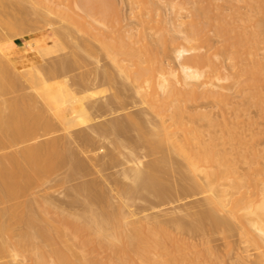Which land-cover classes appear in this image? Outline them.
Segmentation results:
<instances>
[{"label":"bare ground","instance_id":"obj_1","mask_svg":"<svg viewBox=\"0 0 264 264\" xmlns=\"http://www.w3.org/2000/svg\"><path fill=\"white\" fill-rule=\"evenodd\" d=\"M2 1L3 0H0L2 6H4L5 5L4 3L7 4V2L9 0L7 2L3 1L4 3H2ZM16 1L18 2V0H14V2H16ZM27 1L25 0L26 3H28ZM41 1L44 2L43 0H41ZM49 1L51 2V4H55L54 2L57 0H55V1L53 0V3L51 0H49ZM70 1H71V3L67 1L68 2V4H67V3H64L65 1L59 0V2H56L55 5L58 4L57 6H59L61 3V5H63V6H59V7L60 8L64 7L66 9L65 10L66 12H67V9L69 11L71 8L72 9L70 10V12L72 10H75L76 12L78 11L77 14L72 13V15H74V18H76L75 17V15H76L78 17L77 19H79V20L82 19L83 22H86L87 24L90 22V21L87 22V20H88L87 18L90 16H91L90 20L92 18L91 11H98V10H94L95 6L97 7V5H98V7L101 8V9L100 8L99 9L102 12L104 10V13H105V11H110V10L112 11V8H114L113 13L116 12L118 14V16H120V18L122 16V12H123L122 11L123 6H122L120 0L119 1L118 0H70ZM143 1L147 3V6H146V3H144V6L146 7V8L144 7V9H147L146 13H148V15L150 17V19H148L146 21L150 20V22H156V20L154 19L155 17H153V16H155L157 12L155 13L154 9L157 8V10H158L159 7L157 5H156L157 7L154 6L155 1L154 2H152L151 0H146V1L143 0ZM22 2H24V1H22ZM45 2H47V1H45ZM45 2H44V4H45ZM156 2L160 3L159 1H156ZM246 2L251 3L252 6L256 8L255 9L256 12L258 10V16L262 15L261 11L262 12L264 11V0H248ZM11 3H10V5H12ZM63 3L66 5H69V3H70V4H72V6L69 5L71 7L70 8L69 6H66V5L64 6ZM96 3H97V5H95ZM175 3H176L175 1L170 2L171 7L172 6L174 7V5L177 6L178 3L177 4H175ZM184 3H182V4H184ZM15 4H19V3H15ZM199 4H201V3H196V4L194 3L195 6L192 5L194 8H192V6H191V8L194 10V13H193L194 18L192 17V21H190L191 23L190 24L188 23L190 35H188V36L186 35L184 39H186V41H188V42H191V41L196 39L197 35L203 34L204 31L206 33L208 31L212 30V27H213V29L216 30L215 31L216 34L221 38L220 40L223 41V43H222L223 46L222 47L220 46L219 50L220 51L222 50L221 52H224V50L226 51L228 49L229 53L231 54V60L234 61L236 64H240L242 66V75L244 77L241 79L240 85L245 86L242 88L246 89V88H249L250 86H251V88L252 87L256 88L255 86H252L253 83H256L257 81L264 80V63L261 60L249 58L251 55H253V46L251 48V46H250L251 44H250L248 47V42H250L251 39L252 40L255 39L254 43H256V41H258L256 39H258L260 37L259 36L257 37V35H259L257 32H263L264 31L263 23H261L259 26L258 24L256 25L253 22L254 20H257L258 18L257 19L253 18L254 20L251 19L252 17H255V16H253L254 14L251 15L254 11V10L252 11V9H251L252 13L250 12L251 13L250 15L249 14L246 15L245 19L248 17V19H246V20H247V22H250L249 17L251 16L250 19L253 20L252 22L255 24L254 25L255 30H253V32H251L252 33L251 36H248V34H251V33L247 34L246 32H248V31L237 32V31H239L238 29H244L245 30L247 27L245 28V27L237 26V28H238L237 29L236 25L234 27V24H232L230 22V20L226 21L228 19H232V17L230 18L229 16H227L228 17L227 19L223 18L225 20H222V16H221L220 20H218V18H217V21H219L218 23H216L214 21H213L214 22L213 23L212 21H210V20H213V18L211 19L210 16H208L210 13L209 6H207L208 8L206 7L208 10H205L206 8L204 7L205 9L204 8L202 9L201 7H203V6H200ZM10 5H8V6L10 7ZM23 5H24V3H23ZM45 5H47L46 7H49L48 6L49 4H45ZM158 5L161 6L160 4H158ZM19 6H20V4H19ZM25 6L28 7L27 5H25ZM36 6H37V4H36ZM153 6H154V8H152ZM181 6H183V5H181ZM181 6H180V8H182ZM253 7H251V8H253ZM32 8H34V6ZM51 8H52L51 9V11H52L53 7H51ZM8 10L9 9H7V11ZM15 10H16V8H15ZM21 10H20V12H21ZM35 10H37V7ZM157 10H155V11H157ZM24 11H26V10H24ZM24 11L22 10V12H24ZM30 11H32V9H30L29 12ZM65 11H63V12H65ZM150 11H152L154 13H152ZM10 12H11V10H10ZM22 12L20 14H22ZM58 12L59 11H57L56 13H53V14H57ZM1 13H0V20H1L0 24L2 23V21L6 22V20H3V18L5 16L3 17ZM25 13H27V12H25ZM259 13H261V14H259ZM12 14H16V13H12ZM31 14H32V12H31ZM33 14L35 15L34 12H33ZM36 14H38V13H36ZM43 14L41 13V15H43ZM45 14H46V12H45ZM62 14L63 13H61V15ZM95 14H97V13H95ZM95 14H93V15H95ZM66 15H68V14H66ZM102 15H106V14H101V16ZM48 16H50V15H48ZM107 16H109V13L107 14ZM263 16H262V18H263ZM31 17H33V16H31ZM35 17H33L34 20H35ZM65 17L67 18V16H65ZM68 17H70V15ZM11 18H12V16H11ZM11 18L7 19L8 24H5L3 22L4 26L2 25L3 23L0 26L1 27L6 26L7 28L9 26V28L11 27V30L13 31V33L14 32L17 33L15 30L20 29L17 27H21V28L23 27V24H22L23 21L22 22H18V21L13 22ZM13 18H15V17H13ZM20 18H23V17H20ZM42 18H43V16H42ZM46 18H48V17H46ZM100 18H102V17H100ZM5 19H6V17H5ZM67 19H69V18H67ZM117 19L119 20V18H117ZM9 20H11L13 23L11 21L9 22ZM16 20H18V19H16ZM21 20H23V19H21ZM30 20H31V18H29V21ZM79 20H78V23H77V20H75V21H76V24H79L81 26L82 22L80 21V23H79ZM112 20H113V18H112ZM112 20L111 21L109 20V21L112 22ZM121 20H122V18H121ZM214 20H215V18H214ZM25 21H26V19H25ZM42 21H44V20H42ZM68 21L69 20H67V22ZM70 21H72L71 18H70ZM115 21H117V20H115ZM233 21H234V19H233ZM106 22H108L107 19H106ZM91 23H93L95 25V23H97V22L94 23L92 21ZM116 23H117V25H119L118 22H116ZM27 24H28V22H27ZM72 24H74V23H72ZM72 24L70 23L71 27H72ZM101 24L103 26V23H101ZM101 24H99L98 26H100ZM148 24H149V22H148ZM208 24L211 25V26L209 25L211 27L210 30L206 29ZM94 25H92L93 28H94ZM113 25H114V23H113ZM117 25H115V27L119 29L121 25H119V27H117ZM165 25L167 26L168 24H165ZM261 25H263V26H261ZM29 26H33V25H29ZM80 26L79 27L76 26V28L78 29V28H80ZM98 26L95 27V28H97L96 30H98ZM106 26H107V23H106ZM62 27H64V26H62ZM74 27H75V25H74ZM87 27H89V26H87ZM112 27L115 30V27L114 26H112ZM112 27H111V29H112ZM27 28H28V26H27ZM76 28H71L70 31L74 32L75 30L72 31V29H76ZM83 28H84V26H83ZM90 28L91 29H89V31L92 30V32H94L95 28L94 29L92 27H90ZM103 28L104 27H102V29ZM109 28H110V26H109ZM122 28L123 27L121 26L120 29H122ZM99 29H100V27H99ZM102 29L98 30L99 32L98 31L97 32L100 33V31H102ZM120 29L116 30V31L119 32ZM236 29H237V31H236ZM261 29H263V31H261ZM6 30L9 31V29H6ZM67 30H68V28H67ZM84 30L86 31V29H83V31ZM104 30H106V28ZM29 31H30V29L28 30V33H29ZM52 31L54 32V30H52ZM78 31H79V29H78ZM21 32H22V30H21ZM103 32H105V31H103ZM103 32L100 33V34H102L101 36L104 35ZM106 32H105V34H106ZM112 32H110L109 35ZM115 32L113 34H115ZM120 32H121V36L120 35L117 36L118 38L120 37V39L122 40V42H120V39H119L120 43L117 42V43H119L118 44L119 46L117 44H115L116 42H114V43L112 42V46H115V45L118 46V47L116 46L118 50L115 49V51L117 50L118 52L115 53V55L113 54L114 50L112 51L110 49L111 48V43H110L111 41L110 40H108V41H110L109 42L110 48L107 47L108 41L106 43H104L106 41L104 37H102V39H104V40H102L103 43H100V42L99 43L101 44V46H103V44L107 45L105 47V49L109 48V51L114 55V56L113 55H111V56L115 57L117 54L118 57L117 58L115 57V59H116V62H118L120 64V68L118 67L119 68L118 70H121V72L124 74V75L123 74L122 75L125 76V79L127 78V80L129 79L132 83L138 84L139 89H141L138 91L139 93H142L145 96V98H150L149 96L153 97V95L155 96L153 98H157V101L160 102V104L156 105V107H155V108H157V110L155 109L157 111L156 113H158V115H160L162 117V119L165 118L166 116H168L169 119L167 122H169V120H170V123L167 124V122L165 121L166 119H164V120L159 122L160 123L159 127H158V124L157 125L155 124L154 127H152V129L150 128L151 130H155V131L152 132L151 130L149 131V129H148V131H146L145 130V127H147L146 123L149 121H147V122L143 121V123H142L141 122L142 120H140L142 118L136 117V116H141V115H135V114L130 113L129 114L130 116L125 117V119H124L125 122H123V120H122L121 122H123V123L120 122L119 124H114V121H113V124H111L112 123L111 122L110 125L109 124L106 125V123H102V124L100 123L101 125L97 126V130L99 133L101 132V134H102L101 136L109 137L110 135L113 136L115 134L114 138L116 137V139L113 142H114V146L116 145L118 148L123 143H126V142H122L121 140H119L118 133L121 130L125 131V128H132V129H130L131 131L136 130L137 131V137L135 138L134 145H137V146L143 145L147 149L149 156L150 157L154 156L153 157L154 159L153 160L151 159V161H149V163H147L146 166H143V168H141V167L144 164L141 165L140 164L141 161L139 163H137V161H135V165L127 168V170L125 169L123 171V175L125 176V179L127 178L130 181V182H128L129 184L128 183L126 184L124 182H123L124 183L123 184L120 181V179L115 178V180L113 181V184L115 185L114 190H118L117 192L119 194V198L118 197L117 198L120 201L119 207H117L118 206L117 204L119 202L115 203V200L114 199L112 200L111 199L112 197L110 198L108 196V194H110V192L107 193L106 191H108L109 188L106 190L104 188L106 186L105 183L104 182L101 183L102 181L100 182L98 180V184H93V182L92 183L91 182L90 183L85 182L86 184H81L78 187L77 186L75 187L76 188L75 189L76 195L74 193V195H75V197H74L75 201L74 202L79 201L80 199L81 200L83 199L82 201L84 202V204L86 206L85 207L86 210L82 214H78L76 212H75L76 214L74 212L65 213V210H63L64 208L63 209L60 208L62 210H52L54 203L52 202L53 205H51L49 202L51 200H49V201L44 200L43 202H39V199H37L38 203L34 199V202L33 201L19 202V203L14 204V205H8L3 210H0V260L7 255L8 257H13V258H15L17 256H22L23 261L24 262L27 261L26 263H23V264H186L187 262H190L189 252L193 248V245H192V243L189 242V240L186 238V236L188 235V232H191V230L193 231V230L198 229V227L200 228L201 225L203 224V222L205 221V218L203 216L199 215V212L201 209H198L197 211H194V210L186 211V213L184 215H181L180 217L178 216V217H174V218H169L167 220H165V219L161 220L162 217L158 218V219H149V220H147L146 217H145L146 220L140 219V218H134L136 216L135 215L136 213H134V210L133 211L128 210V212L126 213V209H125L126 206H129V205L125 204L126 202H128V201L125 202V200H129V201L130 200H136L141 196H153V197L157 198L158 200H160L161 198L164 199L165 198L164 197L165 196L164 190H166V189L168 190L169 186L171 187L169 182L172 181V180L169 181V178H168V180H166L167 178H165V177L171 176V175L173 176V174H172L173 172L177 173L179 176V178L177 180L179 182L177 184L178 185L180 184L179 187L185 183V181H184L185 176H189L191 178L190 183H188L189 189L199 188L202 186V181L205 182L207 184L209 194L206 197L207 198V204L204 207V210H208L209 213H212L211 215L213 217L212 218L213 221L216 223L215 225H222L223 224V221H221L218 217H216V215L225 214V216L229 222H234L235 224L239 225L240 231H241V236L247 242H250L255 247H257L258 250L261 252V254L264 256V171L262 169L258 168V165H256L258 163L257 162L258 159L252 158V157L258 156L259 154H257V155L255 154L256 156H252V157L250 156L252 159H254V160L256 159V161H252L253 163L256 162L255 163L256 168L253 167V169H248L249 171L247 173L240 174L236 168L237 162L235 159V154L231 150H229L227 147H228V145H231L232 148L237 151L238 157L242 158L249 165V163H250L249 155L250 154H247L242 148L243 146L247 145V140L245 139V137L241 133L231 131L229 122L224 121L222 124H220V122L218 123L217 120L213 119V117H212L213 115L212 114H211L212 116L210 115L211 112H209V113H205V112H201V111L200 112H198V111L194 112V110H193V112H191V111H189V108L186 107L183 102H181L180 99L182 96L185 95L184 94L185 91L182 88L176 87L177 85L173 82L175 75L172 74V72H169V70L165 68V66H164V64L160 58L161 51L158 50V49H160V47H161L160 44H162V42H163V45L164 44L168 45V42L165 40H166V38H168L167 34H168V32L170 33V28L169 29L166 27L160 28V30L158 31V34L156 32V36L154 35V37H153V35L152 36L146 35L147 38H143V40L146 41V43H144L143 49L142 48L135 49L136 48L134 46L135 42L133 43L132 42L133 40L131 41L130 38H129L130 41L125 39V38H127V35H124L125 31L123 29ZM1 33H0V37L3 36V34H1ZM84 33L86 34V32H84ZM94 33H96V32H94ZM98 33H97V37L98 36L100 37V35H98ZM19 34H23V32L18 33L17 35H19ZM89 34H87V35H89ZM8 35L9 34L1 37L2 41L8 42L11 38L10 36H9L10 37L9 38ZM17 35L15 34L14 36H17ZM63 35L65 36L66 33ZM11 36H13V34ZM59 36H60V34H59ZM91 36H95V35H91ZM112 36H110V37H112ZM124 36H125V38H124ZM61 37H62V34H61ZM97 37H95V39ZM117 37H115V38L117 39ZM171 37H172V35H171ZM58 38L61 39L60 37H58ZM65 38L63 37V39H65ZM106 38H108V37H106ZM115 38L113 40L117 41V40H115ZM261 38H262V36H261ZM248 39H250V40H248ZM98 40H101V39L99 38ZM252 40H251V42H253ZM65 41H67V39H65ZM160 41H161V43H160ZM129 42H132L133 44L129 43ZM86 43H83V44H86ZM65 44H66V42H65ZM72 44H74V43H72ZM76 44H78V43H76ZM113 44H115V45H113ZM130 44L133 46H131ZM33 45L34 44L29 43L28 47H33ZM68 45H70V43ZM167 45L165 46L166 51L169 50ZM246 45H247V47H246ZM74 46H72V47H74ZM79 46H78V49L80 50ZM88 46L90 47V44ZM140 47H142V46H140ZM244 47L246 50L243 49ZM17 48H18V45L16 42H8L7 44L0 46V72L8 69L9 66H10L9 69L12 68L11 65H9L7 68V65L10 64V62H12L11 59L15 55V51L17 50ZM75 48L77 49V47H75ZM163 48H164V46H163ZM66 49H68V48H66ZM71 49L70 50L68 49V50L71 51ZM78 49H77V51H78ZM107 49H106V51H107ZM72 50H74V49H72ZM81 50H83V49H81ZM81 50H80V52H81ZM137 50H140L142 52L137 51ZM186 51L187 50L179 51L178 56H180V57L183 56ZM86 52H84V53H86ZM242 52L244 53L242 55L243 56L245 55L246 58L241 56ZM41 53L42 52L40 51L39 55H42ZM106 54H107V52H106ZM164 54H165V52H164ZM166 54H167V52H166ZM20 56H22V55H20ZM77 56H79V55H77ZM17 57H18V59L20 58L19 56H17ZM17 57H15V58H17ZM70 57H71V55H70ZM109 57H110V53H109ZM113 57H111V58H113ZM241 57H243V58H241ZM17 60H14V61H17ZM50 60H52V59H50ZM56 60H57V58H56ZM59 61H61L60 58H59ZM67 61L71 62L72 59L70 61L69 60H67ZM67 61H65V62H67ZM125 61H128L129 63L126 62L125 64H127V65H124L122 62H125ZM186 61L185 62L188 64H185L186 66L183 67V69H184L183 71L185 72V75H184L185 79H195V80H202V81H201L200 85H197V83H194V82L184 83L183 85L186 87L185 89L194 88V87H203V88L208 87L210 82L214 78V74H212V73L216 72V67H217L216 66L217 62L215 61L214 54L211 53L210 51L204 52L201 54H195V55L193 54L191 56L186 57ZM17 62H18V64L17 63L16 64L19 66L20 62L19 61H17ZM75 62H77V61H75ZM13 63H11V64L14 65ZM51 63H53V62L51 61ZM78 63L80 64L81 61L77 62V64ZM118 63H116V65ZM53 64H55V63H53ZM59 64L60 63H58L57 65H59ZM114 64H115V62H114ZM193 64H195V65L205 64L203 67H206V65H207V67L212 68L213 71H211V73L208 74L205 70H202V69L191 70L192 69L191 66H188V65H193ZM41 65L42 64H40L39 66H41ZM43 65H45V64H43ZM57 65H55V66H57ZM72 65H74V64H72ZM14 66L17 67L16 65H14ZM15 67L12 68L13 71H14ZM21 67H22V65H21ZM62 67H63V64H62ZM80 67H82V66H80ZM203 67H200V68H203ZM30 68H32V67H30ZM30 68L26 69V71L23 72V74L24 73L26 74L27 70H28L29 72L27 74H29V76H30V77L28 76V78H30V80H31L29 82H31V83L33 82L32 84H34V79L36 80L37 78H35L36 76L34 77V75L32 74L33 70L30 71ZM67 68L70 70L69 66ZM15 69L18 70L17 68H15ZM62 70H63V68H62ZM57 71H59V70H57ZM63 71H67L66 68ZM71 72L72 71L70 70V73ZM158 72H160L162 74V77H161V79H159V81L156 79V75H155ZM104 73L106 74L107 72L105 71ZM6 74L10 75V73H8V71ZM58 74L59 73H57V76H59ZM110 74H111V72H110ZM17 76H19V75H17ZM57 76H56V78H57ZM7 77L4 76V74L2 75V73L0 74V94L1 93L5 94V92H7L8 90L10 92L12 90L13 86H15L16 84H19V82H20L19 80H17L18 78H20V76L18 78H15L13 75H10V78L11 77L14 78V81L16 79L15 82H12L13 79L11 80L9 77H8L9 79ZM52 77H53V75L50 78H52ZM66 77H68V76H66ZM109 77H111V75H108V78ZM26 78H27V76H26ZM45 78H47V77H45ZM53 78H55V77H53ZM108 78L106 77L107 80H108ZM112 78L113 77H111V79ZM32 79H33V81H32ZM38 79H37L38 83H36L35 87L37 86V84H39L38 87L41 91L39 93H41V97L43 98V100L46 101V103H44V102H42V103L47 105L46 106L47 109L46 108L43 109L44 107L40 108L38 106L39 101L36 100V98L39 99V97L30 98V100H25L27 98L23 97L25 99H23V100L21 99L22 101L21 100L17 101V99H15V101H13L11 103H10L9 99H7V100H9V102H6V100L4 101L3 100L4 98L2 99V101H4V103L1 101V103L3 105L0 106V151H3V150L5 151L7 149L12 150L13 148H16V147L18 148V146L20 147V145H22V147L13 151L12 153L7 152L6 154L3 153V155L0 154L1 155L0 156V205L1 204L2 205L8 204L11 201L20 198L21 196H24L35 185L37 186V184H39V183H40L39 185H41L42 181L47 182L46 180H44L45 177L46 178L51 177L52 173L54 174V172L59 168L62 169L61 166L63 167V165L66 167H67V165H69V166L72 165V168H69L70 170L72 169V171L69 173V175H72V173H74V175H76L75 171H77L78 169L81 170L80 169L81 163L79 161H76L77 159H75V155L71 151V149H70L71 147H69L70 144H72V143H70L71 141L69 138H71V137H69V135H68L69 140L66 141V142L70 141L68 147H67V144H64V142H62V140H60L58 138H56V139L53 138L52 140L50 139L49 141H46V142H44L45 141L44 140L43 141L44 143L43 142H41V143L35 142V140L39 136L38 134L40 133L41 130H43L42 132H44V130L46 132H48V131L51 132L50 130L52 128H53L52 131L55 129V127L53 125V124H55L53 122L54 120L52 121L51 120L52 118L50 119V117L48 116L50 114V112L53 114V116L58 118L61 126L65 127L64 128V130H65L66 127L68 129L72 126V121L70 120V116L75 111V110H73V111L65 114L64 111L61 109L62 106H64L63 104H67L69 101H71L70 99H69V101L67 100V98H66L67 92L63 86H61V87L59 86L57 88H52L44 80H41L40 78H38ZM111 79H109V80H111ZM46 81H48V80H46ZM111 81L113 82V80H111ZM21 82H23V81H21ZM35 82H37V81H35ZM46 83H47V86H46ZM84 83H85V81H84ZM18 86L20 87V84ZM18 86H15L16 89ZM22 86H24V88H26L25 84H23V83H22ZM33 86L31 85V87H33ZM67 86H69V85H67ZM38 87H37V90H38ZM74 87H76V86H74ZM9 88H11V89H9ZM69 88H70V86H69ZM101 88H103V87H101ZM19 90H16L17 93H15V94L21 93V92L18 93ZM27 90H25V91H27ZM208 94L211 95V92L206 91L204 93V95L207 97H208ZM31 95H32V92H31ZM248 95L249 96L247 97V99L250 101L252 99L264 100L263 91H259L257 88L253 91V93H250ZM23 96H24V93H23ZM42 98H40V99H42ZM71 99H74V98H71ZM159 99H160V101H159ZM69 104L71 105L70 102H69ZM40 106H41V104H40ZM170 110H171V112H170ZM168 113H170V114H168ZM168 117H166V118H168ZM202 120L206 121V122H202ZM118 122L119 121H117L116 123H118ZM149 123L152 125V122H149ZM204 123H206V124H204ZM57 124H56V126H57ZM144 125H146V126H144ZM219 126H220L221 132H223L224 135L218 134L220 132L217 129V128H219ZM221 127H222V129H221ZM154 128H156V129H154ZM157 128H158V130H157ZM66 130H65V132H66ZM78 132L82 133L81 131H78ZM76 133L77 132H75V134ZM112 133H114V134H112ZM41 134L42 133H40V135ZM80 136H83V135H80ZM112 136H110V137H112ZM57 137H59V136H57ZM78 137L75 139V141L78 139ZM46 138H49V137H46ZM65 138H67L66 135H65ZM87 138L92 139L90 137H87ZM38 139H40V138H38ZM81 139H83V138H81ZM31 141H34L35 143H33V142L31 143ZM83 141H84V139H83ZM85 143H86V138H85ZM101 148H103V147H101ZM76 157H77V155H76ZM174 158H175V160L177 158L179 160V162L176 163L177 160L175 161ZM133 160L134 159H132V161ZM253 163H250L249 167L252 168ZM175 164H176V167H174ZM253 166H254V164H253ZM79 170L77 173H79ZM172 170H173V172H172ZM99 171L100 170H98V173H99ZM169 172L171 173V175L167 174ZM74 175H72L71 178L74 177ZM165 175H167V176H165ZM174 175H176V174H174ZM67 176H68V174H67ZM172 176H171V178H173ZM176 177H177V175L175 176V178ZM173 180L175 181L176 179L173 178ZM174 181L171 182V184L175 188ZM48 182H49V180H48ZM99 182H100V184H99ZM101 184H104L105 186L104 185L102 186ZM171 188H173V187H171ZM172 190H174V189H172ZM172 190H170V191H172ZM80 196H82V197H80ZM112 201L115 203V207H117V208L114 207V209L113 208L111 209L112 204H113ZM59 207H61V206H59ZM130 207H131V205H130ZM131 210H132V208H131ZM53 212H54V214H56V216L53 215ZM214 214H216V215H214ZM50 215H53V217H57V219L53 218L54 219L53 220ZM186 217L187 218L192 217V223L190 224L191 226L190 225L187 226L184 223V219ZM147 218H150V217H147ZM151 218H153V217H151ZM155 218H157V217H155ZM192 225H193V228H192ZM22 226H24V227L22 228ZM75 241H76V244H75ZM74 244L79 246V247L75 246L76 247V249H75ZM206 250L208 253L213 255L212 262L211 263H197V264H220L221 263L220 259H218L216 257V254L214 251H212L211 249H206ZM11 251L13 252V254H11L12 253ZM103 254H106V256L100 257ZM104 258L106 260H104ZM0 264H13V263L11 261H7V262L3 261Z\"/></svg>","mask_w":264,"mask_h":264},{"label":"rangeland","instance_id":"obj_2","mask_svg":"<svg viewBox=\"0 0 264 264\" xmlns=\"http://www.w3.org/2000/svg\"><path fill=\"white\" fill-rule=\"evenodd\" d=\"M3 1L7 2L8 0H3ZM3 1H2V3H4ZM20 1L18 0V2L17 1L14 2V0H12V1L9 0L8 1L9 3L8 2H7V4L4 3L6 6L5 5L2 6V4L0 2V10L2 9L0 11V13L2 12L1 13L2 16L6 17V19H5V17L3 18V20H6V22L2 21V23L4 22L5 24H8L7 19L11 18V16H12L11 19L13 22H17V21L22 22L23 21L22 22L23 27L22 28L17 27L20 29L15 30L17 33H15V32L13 33V31L11 30V27L9 28V26H8V28L6 26H5L6 28L3 27L4 23L3 24L1 23L3 25L2 27L0 26L1 27L0 31L2 32V33L1 32L0 33L3 34V36L9 34L8 37L9 36L11 37V38L9 37L10 40L8 42H16L18 45V48L15 51V55L11 59L12 62H10V64L7 65V68L9 65H11L12 68L15 67L14 65H16L17 67H15V68H17L18 70H16L14 68V71H15L14 72L12 68L9 69L10 68V66H9L8 69L3 70L5 73L3 71H1L0 74L2 73V75L4 74V76H6V77L8 76L9 78H10V75H13L15 78H18L20 76V78H18L17 80H19L20 82L23 81L21 83L18 81L20 84V87L18 86L19 84L15 85V86H18L19 88L17 87V89H16V87L13 86V88L11 90L12 92L10 91L12 94L9 92V90L7 92H5V94L4 93L0 94V106L3 105L1 103L3 98H4L3 99L4 101L6 100V102H9V100H10V103H11V102L15 101V99H17V101H18L21 99L23 100L25 98H27L25 100H30V98L39 97V99L36 98V100L39 101L38 106L40 108L44 107L43 109H45L47 105L44 104V103H46V101L43 100V98L41 97V93H39V92H41L39 87H38L39 84H37V86L35 87L36 83H38V80H39L38 78L47 82L48 85H50L52 88H57L59 86L60 87L63 86L67 92V96H66L67 100L68 101H69V99L71 100V101H69L71 103V105L68 102L67 104H63L64 106H62L61 109L64 111L65 114L75 110L70 116V120L72 121V126L68 129L66 127L67 130L65 129L66 130V132H65V130H64L65 127H62L58 118L53 116V114L50 112V114L48 116L50 117V119L52 118L51 119L52 121L54 120L53 122L55 124H53V125L55 127L54 130L56 132L54 130L52 131L53 128L50 130L51 132L48 131L49 133L46 132L45 130H44V132H42L43 130H41L40 133H42V134L41 135H40V133L38 134L39 136L37 137V139H36L37 141L35 140V142L41 143L44 140H45L44 142H46V141H49L50 139L52 140L53 138L54 139L58 138V139L62 140V142H64V144H67V147H68L69 142L71 141L70 143H72V144H70L69 147H71L70 149L74 153L75 159H77L76 161H79L81 163V167H80L81 170L78 169L79 173H77L78 170L75 171L76 175H74V173H72V175H74V177L71 178L72 175H69V173L72 171V169L70 170L69 168H72V165L71 166L67 165V167L63 165L64 168L61 166L62 169H60V168L57 169L58 171L56 170L57 171V172L55 171L56 173L55 172H54V174L52 173V176L49 177L50 179L45 177L44 180H46L47 182L42 181L41 185H39L40 183L37 184V186L35 185L33 187L34 189L32 188L24 196H21L20 198L11 201L8 204H4V205L1 204L0 210H3L8 205H14V204H17L19 202H26V201L27 202H30V201L34 202V199L38 203L37 199H39V202H43L44 200H48V201L51 200V201H49L50 204L53 205V203H54V206L53 207L51 206L52 210H62L64 208L63 210H65V213H72V212L75 213L76 212L78 214H82L86 210L85 209L86 206H85L84 202L82 201L83 199L82 200L80 199L79 201L74 202L75 201L74 197L76 195V192H75L76 188L75 187L76 186L78 187L81 184H86V183H90V182L91 183L93 182V184H98V180L100 182L102 181L101 183H103V182L105 183L106 186L104 184H101V185L102 186L104 185L105 186L104 188L106 190L109 188V190L106 191L107 193L110 192V194H108V196L110 198L112 197L111 199L112 200L114 199L115 203L119 202L117 204L118 205L117 207H119L120 201L118 200V198H119V194L117 192L118 190H114L115 185L113 184V181L115 180V178L120 179V181L122 183L124 182L127 184L130 181L127 178L125 179V176L123 175V171L125 169L127 170V168L135 165V161H137V163H139L141 161L140 164L141 165L144 164V165H142V167L140 165L139 166L141 168H143V166H146V164L149 163V161H151V159L152 160L154 159L153 158L154 156H151V157L149 156L147 149L143 145H138V146L134 145L135 138L137 137V131L136 130L131 131L130 129H132V128H125V131L121 130L119 132L120 134L118 133L119 140H121L122 142H126V143H123L121 145L122 147L119 146V148L116 145L114 146L113 141L116 139V137L114 138V135H115L114 133H112L114 135L113 136L110 135L112 137L109 136L110 137L109 138L107 136H101L102 135L101 132L99 133L97 130V126L101 125L102 123H106V125L107 124L110 125L111 122H112L111 124H113V121H114V124H119L122 120H123V122H125V120H124L125 117L130 116L129 115L130 113L135 114V115H141V116H136V117L142 118V119H140V120H142L141 121L142 123H143V121L152 122V125L149 122H147V123L145 122L147 125V127H145L146 131H148V129L150 131L152 129V127H154L155 124L156 125L158 124V127H159L160 121L166 119L165 121L167 122L169 119L168 116H166L168 118L165 117L162 119V117L160 115H158V113H156L157 108H155V107H156V105H159L160 102L157 101V98H153V97H155L154 95H153V97L149 96L150 98H145V96L142 93L138 92L139 90H141V89H139L138 84L132 83L129 79L127 80V78L125 79V76H123L124 74L121 72V70H118L120 68V64L118 62H116V59H115V57L117 58L118 56H117V54L115 57H113V56L115 55V53L118 52L117 51L118 50L117 47L119 46L118 44L120 42H122L120 37L119 38L117 37L119 35L121 36L120 31L122 29L125 31L124 35H127V38H125V36H124V38L127 39L128 41H130L129 40V38H130L131 41L133 40L132 41L133 43L135 42L134 43L135 44L134 46L136 47L135 49H137V48L143 49L144 43H146V41L143 40V38H147L146 35L147 36L153 35V37H154V35L156 36V32L158 34V31L160 30V28H165V27L168 29L170 28V33L168 32V34H167L168 38H166V40H165L168 42V45L167 44L166 45L169 48V50L166 51V49H165L166 45L165 44L163 45V42H162V44H160L161 47L158 50L161 51L160 58L164 64L165 68L168 69L169 72H172V74L175 75L173 82L177 85L176 87L182 88L185 91L184 92L185 95L182 96L180 99L181 102H183L185 104V106L189 108V111H191V112H193V110H194V112H197V111L198 112L201 111V112H205V113L211 112L210 115L212 114L213 116L212 115L211 116L213 117L214 120H217L218 123L220 122V124H222L224 121L229 122L230 123V130L233 132L235 131V132L241 133L245 137V139L247 140V145L243 146L242 148L247 154H250L249 157L250 156L251 157L256 156L257 154H259L258 156L252 157V158L258 159L257 160L258 163L256 165H258V168H260L264 171V100L252 99L250 101L247 99V97L249 96L248 94L253 93V91L256 88L259 91H263V93H264V80L257 81L256 83H253L252 86H255L256 88H254V87L251 88V86L249 88H246V89L242 88V87H245V86L240 85V81L244 77L242 75V66L240 64H236L234 61L231 60V54L229 53L228 49L226 50L227 52L225 50H224V52H221L222 50L221 51L219 50V47L223 46L222 45L223 41L220 40L221 38L216 34V32H215L216 30L213 29V27H212V30H210L211 29V27H210L211 23L210 22H209L210 24H208L207 28H206L210 31H208L206 33L204 31L203 34L197 35L196 39L191 41V42H188V41H186V39H184L186 35L187 36L190 35L188 23L190 24L191 23L190 21H192V17H193V13H194V10L192 8H194L193 6H195L194 3L195 4L201 3L199 5L203 6V7H201L202 9L204 7L206 8L207 6H209L210 13L208 16H210L211 19L213 18V20H210V21H212V22L214 21V22L218 23L219 21H217V18H218V20H220L221 16H222V20L227 19L228 18L227 16H229L230 18L232 17V19H228L226 21L230 20V22L232 24H234V27L236 25V28H237V26H241V27H245V28L247 27L248 29L246 28L245 30L237 28L239 30V31H237V29H236L237 32L248 31V32H246L247 34L253 32V30H255V26H254L255 24L256 25L258 24L260 26V24L263 23V25H264V16H263L264 11L263 12L261 11L262 15L258 16V10L256 12V10H255L256 8L253 7L251 3L246 2L248 0H245V1L244 0H173V1L172 0H151L152 2L155 1L154 6L155 7L158 6L159 8H158V10H157V8L154 9V12L155 13L157 12L156 15L153 16V17H155L154 19L156 20V22H150V20L146 21V20L150 19L148 13H146L147 9H144V7H145L144 3H146V2H144L143 0H120L121 4L123 6V10H122L123 11L122 12L123 17L121 16L122 20L116 12L113 13L114 8H112V11L111 10L105 11V13H104V10L102 9L103 10V12H102L100 10L101 8L98 7V5L96 3L95 5H97L98 8L94 5L95 6L94 10H98L99 12L98 11H91L92 18H91V20H90L91 16L87 18L88 19L87 22L90 21L87 24L86 22H83L82 19L81 20L77 19L78 17L76 15H75L76 18H74V15H72V13L77 14L78 11L76 12L75 10H72L70 12V10L72 9L70 7V6H72V4H70L71 3L70 0H63V1H65L64 3H67V4H68V2H70L69 3L70 6L63 3L64 6L66 5V6H69L71 8L69 11L67 9V12L65 11L66 9L64 7H61V8L59 7V6H63V5H61V3L59 6H57L58 4L55 5L56 2H59V0H57V1L54 0L55 4H51V2L49 0H43L44 2L49 1L48 3L45 2V4H49L48 6L50 8L46 7L47 5H45L44 2H42L41 0H40L41 2L39 0H35V1L34 0H28L27 1L26 0L28 3H26L25 0H20ZM22 1H24V2H22ZM51 1L53 3V0H51ZM156 1H159L160 3L156 2ZM174 1L176 2L175 4L178 3L177 6L174 5L175 8L173 6L171 7V5H170V2H174ZM181 2L184 4H182ZM10 3L12 5H10ZM15 3H19L20 6H19V4H15ZM23 3H24V5H23ZM35 3L37 4V6ZM158 4H160L162 7L159 6ZM8 5H10V7L11 6L12 7L10 8ZM25 5H27L28 7H26ZM181 5H183V6H181ZM33 6H34V8H32ZM146 6H147V3H146ZM154 6L152 8H154ZM180 6L182 8H180ZM191 6H192V8H191ZM36 7H37V10H35ZM51 7H53L52 11H51V9H52ZM251 7H253V8H251ZM15 8H16V10H15ZM20 8L21 9L23 8L22 10L23 11L26 10V11L22 12V10ZM29 8L32 9V11L29 12V10H30ZM207 8L205 10H208ZM7 9H9V10L7 11ZM251 9H252V11L254 10L253 13H252ZM10 10H11V12H10ZM20 10H21L22 14H20L21 13ZM155 10H157V11H155ZM44 11L46 12V14ZM55 11L56 12L59 11V12L57 14H53V13H56ZM63 11H65V12H63ZM25 12H27V13H25ZM31 12H32V14H31ZM33 12L35 13V15L33 14ZM40 12L42 14L43 13L44 14L41 15ZM107 12L109 13V16H107V14H108ZM150 12H152V11H150ZM154 12H152V13H154ZM12 13H16V14H12ZM36 13H38V14H36ZM61 13H63V14L61 15ZM95 13H97V14H95ZM261 13H259V14H261ZM66 14H68V15H66ZM93 14H95V15H93ZM101 14H106V15L101 16ZM248 14L249 15L254 14L253 16H255L252 18H251V16L249 17L250 22H247V20H246V19H248V17L245 19L246 15H248ZM23 15L24 16L26 15V16L24 17ZM48 15H50V16H48ZM69 15H70V17H68ZM19 16L23 17V18H20ZM31 16H33V17L36 16L35 20ZM42 16H43V18H42ZM65 16H67V18H69V19H67ZM262 16H263V18H262ZM13 17H15V18H13ZM46 17H48V18H46ZM100 17H102V18H100ZM29 18H31V20H30L31 22L29 21ZM70 18L72 19V21H70ZM112 18H113V20H112ZM117 18H119V20ZM214 18H215V20H214ZM223 18H225V19H223ZM250 18L251 19H253V18L257 19L258 18V19L257 20L253 19L254 20L253 21ZM16 19H18V20H16ZM21 19H23V20H21ZM25 19H26V21H25ZM41 19L44 21H42ZM74 19L77 20V23H78V20H79V23L81 21L82 25L80 26L79 24H76V21ZM106 19L108 22H106ZM233 19L235 22L233 21ZM67 20H69L70 22L69 21L67 22ZM109 20L110 21L112 20V22H110ZM115 20H117V21H115ZM10 21L11 20H9V22ZM92 21L94 23L95 22H97V23H95V25H94L93 23H91ZM0 22H1V20H0ZM27 22H28V24H27ZM116 22H118L119 25H121L123 27L122 29H120L121 28V26H120L119 32L116 31V30H119L118 28L115 27V25H117ZM148 22H149V24H148ZM70 23L71 24L74 23V24H72V27L70 26ZM98 23L99 24L103 23V26H102V24L100 26H98L99 25ZM106 23H107L108 27L106 26ZM113 23H114V25H113ZM165 24H168V25L166 26ZM29 25H33V26H29ZM74 25H75V27H74ZM78 25L80 26V28H78L80 32L76 28V26L79 27ZM86 25L89 27H87ZM92 25H94V28L98 26V30H101L102 27H104L102 29V31H100V33H102L103 31H105V32L107 31L106 34H105V32H103L105 36L104 35L101 36L102 34L98 33L99 31L96 30L97 28L94 29ZM119 25H117V27H119ZM263 25H261V26H263ZM27 26H28V28H27ZM62 26H64V27H62ZM83 26H84V28H83ZM109 26H110V28H109ZM112 26L115 27V30L113 29ZM90 27H92L94 29V32H96V33L92 32V30H90L91 31L90 32L89 31V29H91ZM99 27H100V29H99ZM111 27H112V29H111ZM67 28H68V30H67ZM71 28H76V29H72V31H74V30L75 31L71 32L70 31ZM105 28H106V30H104ZM6 29H9V31H7ZM29 29H30V31L28 33ZM83 29H86V31L85 30L83 31ZM21 30H22L23 34L24 33L25 34L24 35L19 34L20 36L17 35L18 33H22ZM52 30H54V32ZM111 30L112 31L114 30V31L112 32ZM109 31L112 32L111 34L113 36L115 34L116 35L114 37L111 34L109 35V33H110ZM261 31H263V29H261ZM84 32H86V34ZM88 32L91 35H95V36H91ZM114 32H115V34H113ZM65 33H66V35L64 36L63 34H65ZM97 33H98V35H100V37L99 36L97 37ZM257 33L259 34V35H257V37L259 36L260 38L256 39V40H258V41H256V43H254L255 39H253V40L251 39L253 42H251V40L248 39V40H250V42H248V47L250 44H251L250 45L251 48L253 46V55H251L249 58L261 60L264 63V31L263 32H257ZM12 34H13V36H11ZM15 34L17 36H14ZM59 34H60V36H59ZM61 34H62V37H61ZM87 34H89V35H87ZM171 35H172V37H171ZM251 35H252V33L248 34V36H251ZM3 36H1V37H3ZM66 36L67 37L69 36V37L67 38ZM110 36H112L113 38ZM261 36H262V38H261ZM1 37H0V46L7 44L8 42L2 41ZM58 37H60L63 41L61 39H59ZM63 37L64 38L66 37L65 39H67V41H65V39H63ZM95 37H97V38L95 39ZM102 37H104L106 40L104 43H106L108 40L111 41V42L110 41L107 42L108 46L105 44H103V46H101L100 43H103L102 40H104V39H102ZM106 37H108V38H106ZM115 37H117V39ZM99 38L101 40H98ZM114 38L117 41H114L113 40ZM119 39H120V42H119ZM65 42H66V44H65ZM109 42L111 43V48L109 47L110 46ZM112 42L113 43L116 42L115 44H117L118 46L115 44H113L115 46H112ZM117 42H119V43H117ZM132 42H129V43H132ZM29 43L34 44L33 47H28ZM69 43H70V45H68ZM72 43H74V44H72ZM76 43H78V44H76ZM83 43H86V44H83ZM160 43H161V41H160ZM87 44L88 45L90 44V47ZM77 45L78 46L80 45L79 46L80 50L83 49V50H81V52L78 49ZM72 46H74V47H72ZM106 46L109 47L112 51L114 50V52H113L114 55L109 51V48L108 49L106 48L107 49V51H106V49H105ZM131 46H133V45H131ZM140 46H142V47H140ZM163 46H164V48H163ZM75 47H77L78 51ZM246 47H247V45H246ZM66 48H68L69 50L72 48L74 50L71 49V51H69ZM115 49H117V50L115 51ZM243 49L246 50L245 47ZM181 50H187V51L184 53L183 56L180 57V56H178L179 55L178 53ZM40 51L42 52L41 53L42 55H39ZM105 51L107 52L108 55L106 54ZM137 51H140V50H137ZM208 51H210L211 53L214 54L215 61L217 62L216 72L212 73V74H214L213 80L210 82L209 86L205 87V88L194 87V88L185 89L186 87L183 85L184 83L194 82V83H197V85H200L201 81H202V80H195V79H185V76H184L185 72L183 71L184 70L183 67L186 66L185 64H188V63H186L187 62L186 57L191 56L193 54L194 55L195 54H201V53L208 52ZM84 52H86V53H84ZM140 52H142V51H140ZM164 52H165V54L167 52V54L165 55ZM109 53H110V57H109ZM69 54L71 55V57ZM242 54H244V53L242 52L241 56H243ZM20 55H22V56H20ZM77 55H79V56H77ZM111 55H113V56H111ZM17 56H19L20 58L18 59ZM15 57H17V58H15ZM69 57L72 59L71 62L67 61V60H69V61L71 60ZM111 57H113V58H111ZM243 57L246 58L245 55ZM243 57H241V58H243ZM56 58H57V60H56ZM59 58L61 61H59ZM13 59L14 60L18 59L17 61L20 62L19 66L17 65L18 62L14 61ZM50 59H52V60H50ZM51 61L55 64L51 63ZM65 61H67L68 63ZM75 61H77V62L81 61V63L77 64V62H75ZM114 62H115V64H114ZM126 62H128V61H125L122 63L124 65H127V64H125ZM11 63H13L14 65H12ZM56 63L57 64L60 63L61 65L60 64L57 65ZM116 63H118L117 64L118 66L116 65ZM40 64H42V65L39 66ZM43 64H45V65H43ZM62 64H63V67H62ZM72 64H74V65H72ZM21 65L23 68L21 67ZM55 65H57V66H55ZM204 65L205 64H202V65L193 64V65H188V66H191V68H192L191 70L202 69V70H205L208 74L211 73V71H213V69L207 67V65H206V67H203ZM68 66L70 67V70L72 71L71 73H70V70L67 68ZM80 66H82V67H80ZM30 67H32L33 69ZM61 67L63 68V70L66 68L67 71H63ZM200 67H203V68H200ZM28 68H30V71L33 70L32 74L34 75V77L36 76L35 78L38 79V80L34 79V84H32L33 82L32 83L29 82L31 80H30V78H28V76H29V74H27L29 72L28 70H27L26 74L25 73L23 74V72H25L26 69H28ZM57 70H59V71H57ZM7 71H8V73H10V75L6 74ZM105 71L107 72L106 74L104 73ZM56 72L59 73L58 74L59 76H57ZM110 72H111V74H110ZM14 74L15 75L17 74L19 76L16 75L17 76L16 77ZM52 75L55 78H53V77L50 78ZM108 75H111V77H113V78L112 79H111V77L108 78ZM155 75H156V79L158 81L162 77V74L160 72L156 73ZM26 76L29 80L26 78ZM56 76H57V78H56ZM66 76H68V77H66ZM45 77H47V78H45ZM106 77L108 78V80L106 79ZM10 79L11 80L13 79L12 82L16 81V79L14 81V78H12V77ZM109 79L113 80V82ZM46 80H48L49 82ZM32 81H33V79H32ZM35 81H37V82H35ZM84 81H85V83H84ZM22 83L25 84L26 88H24V86H22ZM47 83H46V86H47ZM30 84L32 86L33 85L34 86L31 87ZM67 85H69L70 88ZM74 86H76V87H74ZM37 87H38V90H37ZM101 87H103V88H101ZM9 89H11V88H9ZM15 89L16 90L20 89L21 91L19 90L18 93L19 92H21V93L15 94V93H17V91ZM30 89L31 90L33 89V90L31 91ZM23 90L24 91L27 90V91L24 92ZM206 91H210L211 95L208 94V97L205 96L204 93ZM31 92H32V95H31ZM23 93H24V96H23ZM23 97H25V98H23ZM40 98H42V99H40ZM71 98H74V99H71ZM7 99H9V100H7ZM4 101H2V102L4 103ZM159 101H160V99H159ZM42 102H44V103H42ZM40 104H41V106H40ZM170 112H171V110H170ZM168 114H170V113H168ZM117 121H119V122L116 123ZM123 122H121V123H123ZM202 122H206V121L202 120ZM168 123H170V120H169V122H167V124ZM56 124H57V126H56ZM204 124H206V123H204ZM146 125H144V126H146ZM154 129H156V128H154ZM217 129H218V131H220L218 134L224 135L223 132H221V130H220V126ZM221 129H222V127H221ZM157 130H158V128H157ZM78 131H81L82 133H80ZM151 131L153 132L155 130H151ZM75 132H77V133L75 134ZM65 135L67 136V138H65ZM68 135L71 138H69L70 139L69 142H66L69 140ZM80 135H83V136H80ZM57 136H59V137H57ZM46 137H49V138H46ZM77 137H78V139L75 141V139ZM87 137H90L92 139H89ZM38 138H40V139H38ZM81 138H83L84 141ZM85 138H86V143H85ZM32 142L35 143L34 141H31V143ZM20 147H22V145H20ZM20 147L18 146V148L16 147V148H13L12 150L7 149L5 151L4 150L0 151V154L3 155V153L6 154L7 152L12 153L13 151L19 149ZM101 147H103V148H101ZM227 148L235 154V159L237 162L236 168L240 174H245L249 171L248 169H253V167H255L256 162L253 163L252 161H256V159L254 160L250 157V163L254 164V166L252 164V168H251V167H249L250 163L248 165V163L246 161H244L242 158L238 157L237 151L235 149H233L231 145H228ZM76 155H77V157H76ZM132 159H134V160L132 161ZM174 160H175V158H174ZM176 160H175L176 163L179 162V160L177 158H176ZM174 167H176V164ZM98 170H100L99 173H98ZM172 172H173V170H172ZM67 174H68V176H67ZM167 174L171 175L170 172ZM172 174H173V176L172 175L171 176L174 179H176L175 181L173 180V178H171V176L165 175V176H167V177H165V178H167L166 180H168V178H169V181L172 180L169 183H170L171 187H173V188H171L169 186L170 189L167 187L168 190L167 189L164 190L165 191V196H164L165 198L164 199L161 198L160 200H158L157 198H155L153 196H141L136 200H130V201L125 200V202L128 201L125 204L129 205V206H126L127 208L125 207L126 213L128 212V210H130V211L134 210V213H136L135 214L136 216L134 218L149 220V219H158V218L162 217L161 220H164V219L167 220L169 218H174V217H178V216L180 217L181 215H184L186 213V211H192V210L197 211L198 209H201L199 212V215L203 216L205 218V221L203 222V224L201 225L200 228L198 227V229H196V230H193V231L191 230V232H188V235L186 236V238L189 240V242L192 243V245H193V248L189 252L190 262H187L186 264L211 263L213 260V255L208 253L206 249H211L212 251L215 252L216 257L218 259H220V261H221L220 264H264V256L261 254V252L258 250L257 247H255L250 242H247L241 236V231H240L239 225L235 224L234 222H229L227 220L225 214H220V215L214 214L221 221H223L222 225H215L216 223L212 219L213 218L211 215L212 213H209L208 210H204V207L207 204V198L206 197L209 194L208 187H207V184L205 182L202 181V186L199 188L189 189L188 183H190L191 178L189 176H185V179H184L185 183L179 187L180 184L179 185L177 184V183H179L177 181L179 178L178 174L174 173V172ZM174 174L177 175L176 178H175L176 175H174ZM48 180H49V182H48ZM173 181H174L175 188L171 184V182H173ZM100 182H99V184H100ZM172 189H174V190H172ZM170 190H172V191H170ZM74 193H75V195H74ZM80 197H82V196H80ZM112 203L113 204H112L111 209L112 208L114 209L115 203L113 201H112ZM130 205H131V207H130ZM59 206H61V207H59ZM117 207H115V208H117ZM60 208H62V209H60ZM131 208H132V210H131ZM53 215L56 216V214H54V212H53ZM53 215H50L52 217V219L53 218L57 219V217H53ZM145 217H146V219H145ZM147 217H150V218H147ZM151 217H153V218H151ZM155 217H157V218H155ZM184 223L187 226L190 225L192 223V217H188V218L186 217L184 219ZM23 227L24 226H22V228ZM192 228H193V225H192ZM75 244H76V241H75ZM75 244H74V247L75 246L79 247ZM76 247H75V249H76ZM11 254H13V252ZM105 256H106V254H103L100 257H105ZM104 260H106V259L104 258ZM3 261H6V262L11 261L13 264H23V263L27 262V261L26 262L23 261L22 256H17L15 258H13V257H8L7 255L0 260V263Z\"/></svg>","mask_w":264,"mask_h":264}]
</instances>
